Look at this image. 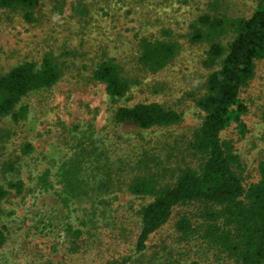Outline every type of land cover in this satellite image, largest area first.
I'll list each match as a JSON object with an SVG mask.
<instances>
[{"label": "trees", "instance_id": "obj_1", "mask_svg": "<svg viewBox=\"0 0 264 264\" xmlns=\"http://www.w3.org/2000/svg\"><path fill=\"white\" fill-rule=\"evenodd\" d=\"M61 5L62 12L64 3ZM223 7L219 0L211 1L207 10L191 21L188 33L182 34L189 45H208L203 63L211 72L203 93L193 101L204 113L203 121L180 156L174 152L177 147L169 143L152 147V141L143 138L136 155L113 158L93 124L86 129L76 124L61 132L56 146L63 151L62 155L47 159L52 163L37 174L34 186L27 189L23 180L10 181L0 186V200L11 194L25 196L31 191L55 195L64 207L72 201L106 207L118 199V192L147 198L149 201L138 210L141 227L136 252L140 257L148 250L152 237L169 223L177 207L198 203L201 221L193 222L182 215L175 223L179 243L196 242L197 251H202L207 259L213 257L223 263L264 264V158L259 162L257 179L246 183L235 142L223 136L231 128H236L241 137L248 131L244 117L249 107L242 92L264 58V0H258L249 16L231 15ZM0 9L20 12L29 24L38 22L39 0H0ZM73 10L81 18L90 14L85 0H76ZM135 37L136 67L131 72L100 49L102 56L87 80L105 84L114 101L126 98L134 85H143L145 78L166 69L183 48L172 29L162 30L161 37ZM75 56L70 50L59 56L48 51L39 63L25 61L0 74V122L10 118L13 124L0 125V150L18 136L15 126L28 117L31 106L23 101L58 84L72 69L68 60L61 58ZM160 89L154 86L155 93H160ZM182 122V110L138 98L113 110L110 124L135 125L144 131L166 130ZM20 150L22 154L14 161L4 163L8 171H17V164L24 156H30L34 147L26 142ZM164 150L168 151L165 156ZM65 230L76 238L83 233L72 224ZM5 242L6 235L0 229V246ZM128 259L116 264H128ZM183 260V254L178 253V258L168 257L165 263L205 264L202 258Z\"/></svg>", "mask_w": 264, "mask_h": 264}, {"label": "rangeland", "instance_id": "obj_2", "mask_svg": "<svg viewBox=\"0 0 264 264\" xmlns=\"http://www.w3.org/2000/svg\"><path fill=\"white\" fill-rule=\"evenodd\" d=\"M75 1L39 0L35 24L25 22L20 12L0 9V74L25 61L39 63L48 51L59 56L70 50L76 55L61 58L68 60L72 69L58 84L23 101L30 104V112L26 120L15 126L18 136L0 150V186L20 179L27 189L33 187L37 174L51 165L52 160L48 163L47 159L62 155L63 151L56 146L61 132L76 124L81 129L93 124L111 156L127 158L141 150L143 138L151 140L152 147L169 143L177 147L174 152L180 156L203 121L204 113L193 101L203 93L211 72L203 63L209 47L189 45L183 35L188 33L191 21L207 10L213 0H85L90 14L84 18L74 13ZM219 2L231 15L249 16L258 0ZM165 29H172L174 37L179 38L183 47L180 55L166 69L145 78L143 85H134L126 98L114 101L105 84L87 82L102 56L100 49L131 72L136 67L135 35L161 37ZM154 86L161 88L160 93L154 92ZM242 97L249 107L244 117L248 131L241 137L236 128H231L223 136L234 140L243 161L245 182L250 183L257 179L258 165L264 158V58L258 62L256 75ZM138 98L182 110L183 122L166 130L144 131L135 125L110 124L113 110ZM0 125L13 124L7 118ZM175 139L178 143L172 142ZM26 142L34 147L31 155L23 157L17 171H8L4 163L21 155V146ZM167 152L164 150L162 155ZM147 201L118 192V199L106 207L87 201H72L64 207L57 196L49 193L11 194L0 200V229L6 235V242L0 246V264H116L125 258L131 259L128 264H166L168 257L178 258V253L185 260L202 258L205 264H237L207 259L202 251H197L196 242L186 245L177 241L175 223L182 215L193 222L202 220L198 203L177 207L169 223L152 237L148 250L140 257L136 252L141 227L138 210ZM68 224L81 229L82 236L68 234ZM171 251L175 257L170 255Z\"/></svg>", "mask_w": 264, "mask_h": 264}]
</instances>
